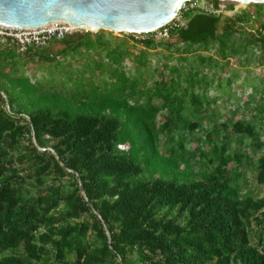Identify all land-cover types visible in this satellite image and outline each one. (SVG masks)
<instances>
[{
    "label": "trees",
    "instance_id": "trees-1",
    "mask_svg": "<svg viewBox=\"0 0 264 264\" xmlns=\"http://www.w3.org/2000/svg\"><path fill=\"white\" fill-rule=\"evenodd\" d=\"M207 2L167 39L102 30L58 53L0 48V264H264V196L239 182L246 161L264 187L250 154L264 146V76L238 84L264 67V5L225 18ZM24 58L47 74L33 80ZM248 84L255 115L221 122L219 101Z\"/></svg>",
    "mask_w": 264,
    "mask_h": 264
},
{
    "label": "water",
    "instance_id": "water-1",
    "mask_svg": "<svg viewBox=\"0 0 264 264\" xmlns=\"http://www.w3.org/2000/svg\"><path fill=\"white\" fill-rule=\"evenodd\" d=\"M194 0H0V25L35 29L57 22L93 31L153 33ZM264 5V0H219Z\"/></svg>",
    "mask_w": 264,
    "mask_h": 264
},
{
    "label": "rangeland",
    "instance_id": "rangeland-1",
    "mask_svg": "<svg viewBox=\"0 0 264 264\" xmlns=\"http://www.w3.org/2000/svg\"><path fill=\"white\" fill-rule=\"evenodd\" d=\"M189 8H209L207 0H194L188 5ZM257 8L252 5H246L238 2H230V1H220V11L219 13H223L225 18H231L234 17L237 14L242 13H250L252 15H255ZM264 19V16L261 18ZM258 26L255 23H251V27L256 29ZM100 31H89V33L93 35L99 34ZM107 34H112L113 38L118 39H124L127 38L130 46L133 45V40L142 41L145 38H148L150 36H154L156 40L162 38L159 32L150 34V35H142V36H136L131 35L130 33H113L110 31H105ZM1 49H9L6 45L0 43ZM64 48V44L61 41H55L52 44H50L45 50H48L52 53H58L62 51ZM60 61H63V58H59ZM23 62L26 65V74L33 78V80H38L42 76L47 74L48 70V64L40 63L36 58H24ZM237 61L232 60L231 63V69L234 70L237 68ZM75 66H79L82 64V59H76L73 61ZM125 67L127 69H130L132 67V63L128 60L125 62ZM250 73L248 71L239 69L240 78L238 79V84L242 85L247 80H255L260 77L264 76V67H257V68H250ZM230 75L226 74L228 77ZM234 91L237 93L236 98H230L229 95H224L223 99L219 101V107H221V114H222V121L225 122L227 118L230 116L228 111L236 110L237 108H240V112L236 118V120L241 119L242 117H248L251 118L255 115V113L252 114L251 109L254 107L255 103H252L251 105L247 106L248 101L250 100V96L252 94V87L250 84L244 86V89L241 90L238 86L234 87ZM211 96L214 98L216 96L215 92L211 93ZM257 99V98H256ZM254 102V101H253ZM7 110H9L8 106H5ZM225 108V109H223ZM220 109V108H219ZM261 141L264 144V126L261 129ZM249 141H245L244 144L238 143L236 141H233L231 144V147L233 148V151H237L240 153H244L245 151L249 149L247 145H249ZM192 149L196 147L195 143H192L190 145ZM250 154L252 156V162L255 164L260 158L264 157V146L259 151H254L253 149L250 151ZM199 158V157H198ZM233 166V165H232ZM240 171L243 174V177L240 179V187L243 194H250L255 199H261L264 196V187L259 185L256 181V172L253 170V166H251L248 162L244 161L240 165ZM67 181V179H64Z\"/></svg>",
    "mask_w": 264,
    "mask_h": 264
},
{
    "label": "built area",
    "instance_id": "built-area-1",
    "mask_svg": "<svg viewBox=\"0 0 264 264\" xmlns=\"http://www.w3.org/2000/svg\"><path fill=\"white\" fill-rule=\"evenodd\" d=\"M191 2L192 1L184 3L180 8L178 16L172 22L153 33L159 32L163 39L169 38L170 32L179 27L178 20L180 12L183 10L194 9L188 7ZM199 9L206 12L211 11L210 8ZM89 31L91 30L73 27L65 22H57L35 29H14L0 25V43L15 50L19 55H26L31 49H44L55 41H62L68 36L84 34ZM148 34L151 33L131 35L142 36Z\"/></svg>",
    "mask_w": 264,
    "mask_h": 264
},
{
    "label": "bare ground",
    "instance_id": "bare-ground-1",
    "mask_svg": "<svg viewBox=\"0 0 264 264\" xmlns=\"http://www.w3.org/2000/svg\"><path fill=\"white\" fill-rule=\"evenodd\" d=\"M74 27V26H73ZM77 28H84V29H87V30H91L93 31L91 28H88V27H77Z\"/></svg>",
    "mask_w": 264,
    "mask_h": 264
}]
</instances>
